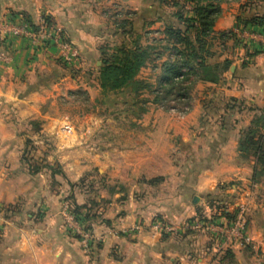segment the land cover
Returning <instances> with one entry per match:
<instances>
[{
    "label": "crops",
    "instance_id": "1",
    "mask_svg": "<svg viewBox=\"0 0 264 264\" xmlns=\"http://www.w3.org/2000/svg\"><path fill=\"white\" fill-rule=\"evenodd\" d=\"M227 1L215 30L237 34L224 47L217 43L231 68L217 85L198 84L214 90L213 119L204 103L209 93L186 115L150 103L135 122L144 134L121 138L97 136L93 126L78 136L68 120L45 114L41 104L52 87L35 82L69 83L70 95L77 79L63 70L58 46L9 36L10 28L24 22L43 29L48 19L47 28L60 31L85 66L98 68L103 44L123 38L111 28V6L131 12L133 31L146 35L162 33L174 9L154 0H0V264H264V180L253 181L256 164L239 152L243 131L264 111V26L252 22L264 17V0ZM243 30L254 36L239 39ZM89 75L97 81L84 78L90 96L100 87L98 72ZM27 141L51 145L43 155L48 167L37 173L23 160ZM67 198L99 240L91 253L65 229ZM244 203L250 246L217 253L206 235L161 238L147 228L155 218L179 226ZM139 224L143 231H132Z\"/></svg>",
    "mask_w": 264,
    "mask_h": 264
},
{
    "label": "trees",
    "instance_id": "2",
    "mask_svg": "<svg viewBox=\"0 0 264 264\" xmlns=\"http://www.w3.org/2000/svg\"><path fill=\"white\" fill-rule=\"evenodd\" d=\"M154 1L161 7L177 9L161 33L163 38L157 41L154 39L153 43L146 45L140 36L136 41L128 42L126 39L131 33L133 35L134 24L133 21H124L119 28L129 27V31L124 29L123 33L121 32L124 37L123 45L116 47L112 53H110L112 46L109 44L101 48L99 87L104 96L129 91L138 95L147 90L154 96L151 102L154 105L164 107L167 102L189 105L191 92L196 85L200 83L217 85L223 81L231 68L232 63L229 60H216L215 53H212L217 43L224 47L228 41L235 38L232 31L215 30L225 0ZM188 5L192 6L191 10H187ZM126 17L131 20L129 14ZM252 22L264 26V17L254 18ZM45 24L51 26L48 19ZM31 28L35 32L41 30L34 26ZM164 57L166 59L161 61ZM159 61L160 65L157 64ZM151 64L153 71L161 72L154 85L139 78L141 71ZM77 92L70 93V96L76 97L82 91ZM32 150L31 141H27L23 160L27 162L31 172L37 173L40 166L36 167ZM239 152L243 158L251 159L256 164L253 181L264 180V111L243 131ZM44 164L48 167L46 163ZM73 207L77 213L82 210L75 204ZM224 211L226 216L231 217L230 214H226V210Z\"/></svg>",
    "mask_w": 264,
    "mask_h": 264
},
{
    "label": "rangeland",
    "instance_id": "3",
    "mask_svg": "<svg viewBox=\"0 0 264 264\" xmlns=\"http://www.w3.org/2000/svg\"><path fill=\"white\" fill-rule=\"evenodd\" d=\"M229 2L231 1L228 0L227 3ZM176 11L177 9H174V13ZM127 14L131 15L130 16L131 20H129V17H126ZM108 15L110 16V19H111L110 20L111 28L118 29V30L121 28V25L122 23H124V21L131 22L134 19L133 14L131 12H128L127 9L124 8V10H122L116 7L115 5L111 6V9L109 10ZM23 24H26V23L23 22L21 23L20 26H22ZM124 29H120L119 31L123 33ZM125 31H129V27H127ZM143 33L144 31L139 32L137 30H134L133 35L131 33V36L129 38L127 37L126 40H128V42L129 41L133 42V41H136L138 36H140L142 37L143 44L146 45L147 43L149 44L153 43L154 39L157 41L163 38V35L161 33L156 34L153 31L151 32L150 35H146ZM241 34L239 36H242L243 38V35ZM234 35L235 37L237 36L236 33H234ZM123 38L120 37L119 40L117 38L116 39L113 38L111 43L105 42L102 47H105V45L107 44L111 45L112 51L110 53H112L116 47L123 45ZM67 41L71 43L68 39ZM156 44H153V45L156 46ZM56 46L59 47V45H56ZM42 48L46 49L48 48V46L42 43ZM73 48L74 50H76L77 59L74 58L72 60V57H71L72 61L69 64L64 61V63L68 65H65L64 67L65 69L63 70H66V72L70 74V76L77 79V82H78L77 85L79 86H78V89L74 91L75 92L82 91V92L76 95V97H71L69 95V89L71 88L69 83H63V85L60 86L58 85L59 83L57 84L58 82L57 80L56 81H54L53 79L45 80V79H42V77H44L42 76L35 82L36 83L35 85L41 86V87H52L51 89L52 92L49 93V95L45 96L44 102L41 104V106H43V108L45 109V112H46L45 114H47L48 116L56 120H64V119L68 120L72 125L73 132H75L76 135L82 136V137L86 136L87 128H91L92 126H93V134L97 136L98 135L100 136L103 133V131L107 133L108 135H114L115 137L121 136V138H124L125 135H129V134H144V133H141L140 127L136 126L135 122H138L141 118H143V115L146 114L147 108L151 107L150 103L153 101L154 96L149 94L147 90L143 91L141 94H138V95L129 91V92H123L121 94H116V95L110 94L108 96H104L101 92V89L99 93L97 90L96 91L90 90V96H89L88 92H86L87 90L84 84V82L86 83V81H84V78L88 81L89 78L87 77H90L91 79L89 82H91V84L97 82L96 80H93V75H89V74L91 73V71L92 72L99 71V67L102 65V57L100 56L101 63L98 68L96 67L95 63L91 64L90 66L88 65L85 66L81 62V55L79 51L74 46ZM59 49L61 51V59H63L62 58L63 51L60 47ZM221 50L222 49L216 46L212 49V53H215L216 55L214 59L216 60L221 59V57L223 56ZM0 55H3L1 56L2 58H0L2 59V61L6 60V57L3 53H0ZM165 59L166 58L164 57L161 59V61ZM161 61H159L157 64L160 65ZM148 67H151V70H152V64L149 65ZM61 68H63V66ZM151 70H142L139 77L141 79H145L149 81V83L154 85L156 83L157 76H159L161 72L160 70H157V71H153V70L151 71ZM233 70L234 68H232V71ZM81 82H83V84ZM211 89H213V87H211ZM213 91L214 90H208L207 88H205V85L204 86L196 85V87L191 92V101L189 102V105L177 104L175 102H169V103L167 102L165 103L164 107L163 106L161 107L164 108V110H168L172 114L186 115L192 112L193 108L198 104V101L201 98L204 99L205 93H209L210 95L207 98H205L204 103L206 104L209 103V106L211 108L210 110L212 111L211 112L212 114L209 116V118L213 119V116H214L213 114H214V109H215ZM86 93L87 95H85ZM60 94H63L61 99L58 98V95ZM92 120L97 121V123L94 122V124L92 125L91 124ZM98 120H100V122ZM101 120L103 121V123L101 122ZM102 126H104L105 128ZM33 131L37 133L40 131V128L35 126L33 127ZM64 131L66 130L64 129ZM47 134L49 135V138L51 137L50 135H54V134L49 133V129L46 130V135ZM114 143H118V141L113 142V144ZM40 145H36L33 143V141H31V146L33 148L32 156L35 157L36 167L37 166L41 167L42 165L45 166L44 164L45 158L43 157V155L45 154L44 152L47 149H49V147H51V145H48L47 147L46 145H44V143ZM46 166L48 165L46 164ZM55 166H57V164ZM67 204L70 206V211L76 216V218L82 221L85 224V226L91 231V228L86 223L85 215L82 213V211L80 213L75 212L74 207H73L74 203L70 201L68 198L65 199L63 203V208ZM214 212L215 211H211L210 213H214ZM62 215H63V209H62ZM63 219H64V226H65L64 215H63ZM155 219H159V218H155ZM65 229H66V226H65ZM141 231H143V229ZM67 233L69 232L67 231ZM68 235L71 236L73 239L77 240V238L72 236L70 233ZM86 253H91V252H86Z\"/></svg>",
    "mask_w": 264,
    "mask_h": 264
},
{
    "label": "built area",
    "instance_id": "4",
    "mask_svg": "<svg viewBox=\"0 0 264 264\" xmlns=\"http://www.w3.org/2000/svg\"><path fill=\"white\" fill-rule=\"evenodd\" d=\"M191 8L192 6H187V10H191ZM241 33L243 38L244 35L254 36L246 30H243ZM9 36L25 37L31 40L40 39L42 43L47 46L59 45L63 51L62 58L68 64L74 58L77 59L76 50H74L73 45L67 41V38L64 37L60 31H51L47 28L46 24L40 32H35L28 24L11 27ZM238 37L243 39L242 36ZM1 56L3 55H0V58H2ZM227 213L230 214L231 217L226 216L225 211H215L214 213H206L196 216L179 226L167 219H154L148 224L147 228L150 229L154 237L158 236L161 238L179 234L187 235L198 233L206 235L212 243L213 249L217 253L226 250L227 247L234 243L248 246L252 245L253 241L247 228V205L244 203L236 207L232 212L226 211V214ZM63 215L67 231L77 238L83 250L86 252H92L99 242V240L93 235L92 231H90L82 221L76 218V216L70 211V206L68 204L63 208ZM143 228L144 226L142 224L135 225L133 226L132 231L141 232Z\"/></svg>",
    "mask_w": 264,
    "mask_h": 264
},
{
    "label": "water",
    "instance_id": "5",
    "mask_svg": "<svg viewBox=\"0 0 264 264\" xmlns=\"http://www.w3.org/2000/svg\"><path fill=\"white\" fill-rule=\"evenodd\" d=\"M196 200H197V198H196Z\"/></svg>",
    "mask_w": 264,
    "mask_h": 264
}]
</instances>
